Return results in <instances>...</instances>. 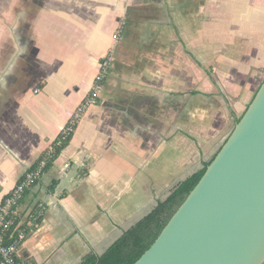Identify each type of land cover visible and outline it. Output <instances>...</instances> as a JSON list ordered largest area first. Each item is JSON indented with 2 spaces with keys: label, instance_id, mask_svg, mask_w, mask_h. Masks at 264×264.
<instances>
[{
  "label": "crops",
  "instance_id": "0c3cea01",
  "mask_svg": "<svg viewBox=\"0 0 264 264\" xmlns=\"http://www.w3.org/2000/svg\"><path fill=\"white\" fill-rule=\"evenodd\" d=\"M108 56L97 103L17 207L23 264L102 255L217 154L264 81V0H0L1 201Z\"/></svg>",
  "mask_w": 264,
  "mask_h": 264
},
{
  "label": "water",
  "instance_id": "95a60500",
  "mask_svg": "<svg viewBox=\"0 0 264 264\" xmlns=\"http://www.w3.org/2000/svg\"><path fill=\"white\" fill-rule=\"evenodd\" d=\"M134 264H264V81L197 185Z\"/></svg>",
  "mask_w": 264,
  "mask_h": 264
},
{
  "label": "trees",
  "instance_id": "16d2710c",
  "mask_svg": "<svg viewBox=\"0 0 264 264\" xmlns=\"http://www.w3.org/2000/svg\"><path fill=\"white\" fill-rule=\"evenodd\" d=\"M104 81L105 79L101 85ZM77 122L68 123L67 131L57 137L49 154L45 156L48 167L68 145ZM215 155L203 164L200 171L178 184L165 201L159 202L148 215L124 232L102 255L98 256L91 251L80 260L79 264H134L153 244L170 218L197 185Z\"/></svg>",
  "mask_w": 264,
  "mask_h": 264
},
{
  "label": "built area",
  "instance_id": "2783aa9c",
  "mask_svg": "<svg viewBox=\"0 0 264 264\" xmlns=\"http://www.w3.org/2000/svg\"><path fill=\"white\" fill-rule=\"evenodd\" d=\"M122 28L123 23L117 33L113 35V40L115 42L119 39ZM109 67L110 56L106 57L100 64L92 91L72 114L69 124L78 121L89 105L97 103V92L108 74ZM67 129L68 128H66L63 133H65ZM47 167L48 163L46 157L39 160L37 165L29 170L16 184L11 193L2 201L0 200V264H22L19 261V248L26 237V233L17 223V207L22 201L25 193L35 186Z\"/></svg>",
  "mask_w": 264,
  "mask_h": 264
}]
</instances>
